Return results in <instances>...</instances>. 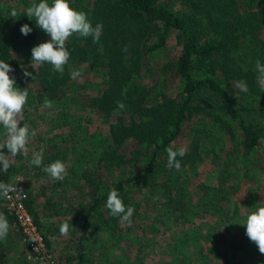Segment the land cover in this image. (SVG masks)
Returning <instances> with one entry per match:
<instances>
[{"label":"trees","instance_id":"obj_1","mask_svg":"<svg viewBox=\"0 0 264 264\" xmlns=\"http://www.w3.org/2000/svg\"><path fill=\"white\" fill-rule=\"evenodd\" d=\"M34 2L39 0H0V60L14 69L9 75L15 79L16 87L28 93L21 126L30 122L31 97L43 103L48 99L53 105L69 106L71 101L80 99L85 83H93L91 74L102 76L100 91L88 97L84 94L87 100L81 103L83 108H92L100 119L101 144L96 167L87 168L83 161L69 163L65 179L56 181L83 198L88 193L84 184L93 183L91 198L88 196L85 204L81 203L84 215L80 226H87L91 212L106 203L112 188L118 190L124 204H131L129 199L140 192L143 207H150L157 213L156 218L167 224L164 229L170 231V238L186 237L185 228L202 211L220 217L229 200V188L234 191L239 185L238 165L231 163L233 167L228 170V164L215 179L216 184L201 187L196 197L184 187L189 185L185 173L201 158V137L220 143L227 135L232 149H238L234 158L248 159L249 153L257 151L264 159L260 141L264 137V91L255 71L257 60L264 64V0H69L72 8L87 14L93 26L100 23L103 28L98 43H93L91 36L73 34L69 38L70 60L62 74L48 63L36 66L31 61V49L50 40V35L26 15ZM47 2L51 5L53 0ZM12 11L17 13L15 18ZM23 24L32 28L28 35L20 32ZM157 53H162L163 58L152 64L151 57ZM25 69L32 76L25 77ZM73 69L80 75L72 78ZM241 80L248 85L247 92L235 87ZM175 83L177 87H173ZM118 102L124 107L119 108ZM74 122L82 131L86 130L87 124L83 125L79 117ZM5 140L6 137L1 143ZM169 147L187 149L183 158L178 157L179 171L166 167ZM60 148L53 147L52 154L42 150L43 157H62L64 152ZM4 154L9 156V169L26 174L20 171L23 159L19 154L13 158L7 149ZM46 162L52 163L49 158ZM42 166L43 172L45 164ZM98 167L106 170L104 181L82 178L84 171L94 176ZM112 170L117 173L111 175ZM248 174L247 170L242 177L247 179ZM6 179V174L0 172V182L8 183ZM235 179L237 183H226ZM25 190V204L37 222L28 188ZM174 209L178 212L173 213L171 220L159 217ZM70 212L78 213L75 207ZM0 213L10 225L7 238L0 240V264H6L4 254L9 247L5 245L22 239L1 197ZM177 225L181 227L171 229ZM151 228V232L157 230ZM187 258L190 260L191 255Z\"/></svg>","mask_w":264,"mask_h":264},{"label":"rangeland","instance_id":"obj_2","mask_svg":"<svg viewBox=\"0 0 264 264\" xmlns=\"http://www.w3.org/2000/svg\"><path fill=\"white\" fill-rule=\"evenodd\" d=\"M162 58V53H157L151 57V63H158ZM83 72V74L86 73V71ZM81 77L87 80L89 78L84 75ZM90 77L93 83H85V87L81 89L80 99L74 100L75 102L71 101L69 106L60 103L57 106L53 105V108H46L43 102L32 97L29 99L31 119L27 126L35 132V136L27 146V157L19 154V157L23 159L20 171H25L28 176L21 175L19 170L9 169L5 173L7 182H13L19 178L27 189L28 185L25 181L28 178L27 181L31 182L29 180L31 172H39L43 169L42 165L39 167L32 165L31 159L42 150L52 154L53 147H61L59 151L64 152V155L62 157L50 154L44 156L45 167L49 164L46 162V158L52 162L64 160L67 166L70 165L69 163L83 161L87 168L89 166L96 167L95 163L100 153L101 144L98 134L100 119L92 108H83L81 103L86 102L88 95H94L100 91L102 76L94 73ZM30 84L33 83L30 82ZM177 86L178 83L173 85V87ZM158 91H162V89ZM84 94L87 95L86 98ZM77 117L83 125L87 124L85 131L79 129V125L77 126L74 122ZM57 119H64L66 122H58ZM54 121L56 124H53ZM188 128L189 124L186 125L185 131ZM92 132L96 134H92ZM4 137H6V131L0 125V143ZM62 137L65 140H62ZM206 138L201 137L202 142L199 146L201 158L197 160L193 169L186 170L185 175H188L189 185L187 183L184 187L189 188L188 192L192 197H196L200 193L201 187L206 185L211 188L212 184H216L215 179L220 177L228 164L231 165L229 170L233 167L231 163H236L239 168L237 171L239 185L234 191L233 188H229L231 191L229 200L223 205V213L219 214L220 217L202 211L193 218V223L185 228L186 237L178 240L174 236L169 237L170 231L164 229L167 224L160 218H156L155 211L150 207H143L140 192L129 199L131 204H125L126 207L134 208L131 226H125L119 217H113L105 204L101 203L95 211L91 212L86 224L94 229L92 230L95 234L93 240L99 241L101 245H106L109 257L116 252L123 261L127 259V263L124 262L126 264H264V254L259 252L255 242L249 240L246 228L241 224L246 221L248 214L255 211L257 207L264 206V159L257 151L249 153L248 159L242 158L243 155L242 159L238 156L234 158L238 149L236 147L232 149L227 135L222 137L221 147L219 146L221 142ZM260 141L264 146V137ZM247 170L250 174L246 179L242 175ZM110 173L115 175L117 172L112 170ZM82 178L85 181L96 178L104 181L106 170L103 167H98L94 176H90L88 171H84ZM237 181L228 180L226 183H237ZM83 187L85 191H88V193L86 192L87 196L83 198L79 193L69 191L66 200L69 203L78 201L80 204L82 202L85 204L88 196L91 198L93 183L87 181ZM247 187L250 188V191L246 190ZM180 196L182 195L180 194ZM176 211L177 209L165 211L159 217L171 220V216ZM151 227H155L157 230L151 232ZM173 227L171 229H176L181 225ZM98 229L99 234L97 233ZM114 241H116L114 249H112L114 245L107 246ZM174 246L175 248H173ZM7 247H9V251L4 254L6 264H31L27 258V248L22 241H18L14 245H5V248ZM101 247L104 249V246ZM190 255L191 259L189 260L187 257Z\"/></svg>","mask_w":264,"mask_h":264},{"label":"clouds","instance_id":"obj_3","mask_svg":"<svg viewBox=\"0 0 264 264\" xmlns=\"http://www.w3.org/2000/svg\"><path fill=\"white\" fill-rule=\"evenodd\" d=\"M17 13L12 11L11 16L16 17ZM29 19H34L36 25L44 32L50 35V40L35 45L31 49V61L36 66L48 63L53 70L63 73L65 66L70 60V52L67 48V41L76 34L79 37H92L93 43H98L103 25L97 23L92 25L87 18V14L83 11H77L69 4V0H53L49 5L47 0H39L38 3H32L26 11ZM32 28L28 24L20 27L23 35H28ZM33 67V66H32ZM14 71L10 64L0 60V125L6 131V140L0 143V172L6 173L10 168V159L4 154V149L11 157L18 154L28 155V144L35 136V132L31 131L27 125L21 126L25 104L27 103L28 93L26 89L16 87V81L9 75ZM255 71L257 73V82L261 91H264V64L259 60L255 63ZM24 76H32V73L24 70ZM78 70H71L70 76L75 78L79 76ZM235 87L243 92L248 91V85L245 81H237ZM44 107L52 108V101L45 99ZM118 107L123 108L124 105L118 102ZM167 163L169 169L175 168L177 171L181 168L178 157L183 158L187 154L186 147L173 149L167 148ZM30 163L34 166L43 164V152L36 153ZM44 171L54 181H63L67 175V169L63 162L57 160L44 167ZM18 191L14 186L0 182V197L10 198V193ZM105 207L110 211L113 217H119L125 226H131L134 208L125 206L117 189L109 190ZM246 228V235L250 241L256 243L258 250L264 254V206L257 207L247 215L246 221L241 223ZM72 224L64 222L59 227L62 236H68ZM9 222L7 217L0 213V240H4L9 233ZM35 241V240H34Z\"/></svg>","mask_w":264,"mask_h":264},{"label":"crops","instance_id":"obj_4","mask_svg":"<svg viewBox=\"0 0 264 264\" xmlns=\"http://www.w3.org/2000/svg\"><path fill=\"white\" fill-rule=\"evenodd\" d=\"M65 166L67 167V165ZM27 180L25 182L28 185L30 206L34 211L36 223L44 232L46 247L53 256L54 264L127 263V259L123 261L114 251L109 257L106 245H101L99 241L93 240L95 234H93L92 227L86 226L83 229L80 226L84 215L81 213L82 204L78 202L75 205V203H69L66 200L68 189L59 186L45 171H35L34 174L32 172L29 178L31 182L29 183ZM73 207H75V211H78L77 214H71L70 211ZM64 222L73 225L66 237L59 232V227ZM97 233L99 234V229ZM110 245H114L112 248L114 249L116 241L107 246ZM101 246H104V249ZM125 261L126 263H124Z\"/></svg>","mask_w":264,"mask_h":264},{"label":"built area","instance_id":"obj_5","mask_svg":"<svg viewBox=\"0 0 264 264\" xmlns=\"http://www.w3.org/2000/svg\"><path fill=\"white\" fill-rule=\"evenodd\" d=\"M7 184L18 191L10 193V198H2L4 207L13 216V224L18 228L27 248V258L31 264H54L53 256L47 250L43 233L25 204L27 197L23 182L17 178ZM35 240V241H34Z\"/></svg>","mask_w":264,"mask_h":264}]
</instances>
